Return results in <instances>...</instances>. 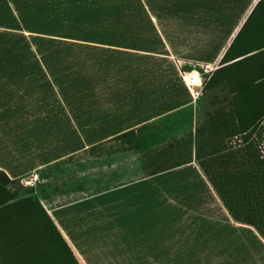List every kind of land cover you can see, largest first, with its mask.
Listing matches in <instances>:
<instances>
[{"label":"crops","instance_id":"0c3cea01","mask_svg":"<svg viewBox=\"0 0 264 264\" xmlns=\"http://www.w3.org/2000/svg\"><path fill=\"white\" fill-rule=\"evenodd\" d=\"M0 7L71 10L74 24L148 26L124 38L59 36L54 64L0 35V170L18 198L40 200L81 264H264V211L255 223L236 219L196 157L215 173L224 166L213 156L233 152L234 181H264L253 171L264 162L251 155L264 158V125L255 144L231 137L236 106L253 103L248 89L264 74V0ZM166 26H185L183 45L161 36ZM154 38L160 48L148 47ZM205 64L210 77L194 95L182 71ZM131 130L136 142L124 135Z\"/></svg>","mask_w":264,"mask_h":264},{"label":"trees","instance_id":"16d2710c","mask_svg":"<svg viewBox=\"0 0 264 264\" xmlns=\"http://www.w3.org/2000/svg\"><path fill=\"white\" fill-rule=\"evenodd\" d=\"M248 92L254 96V101L244 107L236 106V123L231 137L240 135L244 143L255 144L253 135L260 134L264 125V74L254 78ZM135 134L136 131L131 130L124 135L133 136L136 142ZM215 155L214 159H221L220 163L224 166L215 173L200 161L198 153L196 157L225 207L236 219L255 223L256 211H264V181L247 178L234 181L230 164L235 153ZM251 155L259 163L264 162L262 153ZM191 158L168 168L161 167L157 172L187 163ZM253 171L264 174L263 167ZM11 183L15 181L0 170V264H81L40 200L35 196L18 198L19 189L9 187Z\"/></svg>","mask_w":264,"mask_h":264},{"label":"rangeland","instance_id":"374dc122","mask_svg":"<svg viewBox=\"0 0 264 264\" xmlns=\"http://www.w3.org/2000/svg\"><path fill=\"white\" fill-rule=\"evenodd\" d=\"M71 10L59 9H8L0 7V35L10 36V44L17 49H32L45 53L48 64L59 63V36L96 35L115 37L132 36L137 32L147 31L148 26L138 25H96L71 23ZM185 26H166L161 36L170 42L175 41L176 47L184 43ZM144 28V29H143ZM143 29V30H142ZM148 42L149 48H160L159 39ZM123 43L122 41H115ZM2 43V41H1ZM7 43V41L5 42ZM162 48V46H161ZM163 49V48H162ZM170 67V63L167 66ZM183 157L188 156L186 153ZM177 160H180L176 158ZM92 264H105L110 260H90Z\"/></svg>","mask_w":264,"mask_h":264},{"label":"built area","instance_id":"2783aa9c","mask_svg":"<svg viewBox=\"0 0 264 264\" xmlns=\"http://www.w3.org/2000/svg\"><path fill=\"white\" fill-rule=\"evenodd\" d=\"M211 69L208 65H203V72L200 70H183L182 76L191 92L196 95L198 90L203 88L210 77ZM37 179V178H36ZM35 181V177L23 178L25 185H31Z\"/></svg>","mask_w":264,"mask_h":264}]
</instances>
